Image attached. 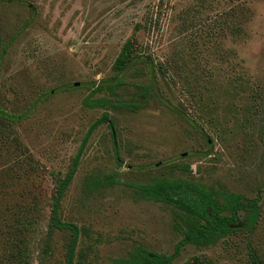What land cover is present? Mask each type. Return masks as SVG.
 Returning a JSON list of instances; mask_svg holds the SVG:
<instances>
[{
    "label": "rangeland",
    "instance_id": "1",
    "mask_svg": "<svg viewBox=\"0 0 264 264\" xmlns=\"http://www.w3.org/2000/svg\"><path fill=\"white\" fill-rule=\"evenodd\" d=\"M133 34L142 58L119 72ZM1 52L0 110L17 119L0 118V264L65 263L53 197L104 111L60 200L79 230L73 264H120L137 246L172 254V209L131 188L164 178L259 207L249 230L185 245L173 264H264V0H0ZM114 82L130 108L85 104Z\"/></svg>",
    "mask_w": 264,
    "mask_h": 264
},
{
    "label": "trees",
    "instance_id": "2",
    "mask_svg": "<svg viewBox=\"0 0 264 264\" xmlns=\"http://www.w3.org/2000/svg\"><path fill=\"white\" fill-rule=\"evenodd\" d=\"M135 34L122 46L120 54L114 67L123 72L141 56H135L134 41ZM3 52V51H2ZM0 53V60L3 53ZM143 61L146 62L145 58ZM121 83L114 82L102 85L107 95L95 99L87 98L85 104L89 107L130 108L129 101L118 96L117 90ZM140 93L146 95L144 90L136 87ZM93 91L92 93H95ZM0 118L15 121L16 116L4 113L0 110ZM109 122V115L106 111L95 120L88 128L81 144L76 152L71 166L64 177L59 180L53 197L48 228L66 229L69 231V242L65 254L64 264H73L74 252L78 240V228L70 223L62 222L59 218L60 200L69 185L77 164L82 155L92 131L100 124ZM191 123V122H189ZM195 126V125H193ZM114 174L103 177L102 184L113 185ZM132 192L140 199L161 203L172 209L176 229L181 234V239L174 246L170 255L158 254L143 247H135L125 259L119 260L120 264H173L172 261L185 245L205 247L214 245L218 240L225 238L242 229L249 230L255 224L258 216V198L246 199L237 193L214 190L201 184L179 179H156L148 183L131 185ZM239 212H243L241 218ZM184 264H208L206 261L191 257Z\"/></svg>",
    "mask_w": 264,
    "mask_h": 264
},
{
    "label": "water",
    "instance_id": "3",
    "mask_svg": "<svg viewBox=\"0 0 264 264\" xmlns=\"http://www.w3.org/2000/svg\"><path fill=\"white\" fill-rule=\"evenodd\" d=\"M77 85H78V83H74V84H73V86H77Z\"/></svg>",
    "mask_w": 264,
    "mask_h": 264
}]
</instances>
